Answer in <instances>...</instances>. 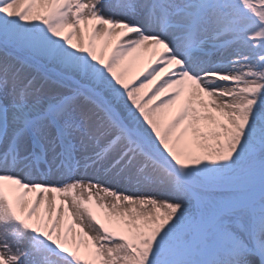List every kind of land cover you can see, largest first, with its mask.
<instances>
[{"label":"snow or ice","instance_id":"6c2138e0","mask_svg":"<svg viewBox=\"0 0 264 264\" xmlns=\"http://www.w3.org/2000/svg\"><path fill=\"white\" fill-rule=\"evenodd\" d=\"M0 264H264V0H0Z\"/></svg>","mask_w":264,"mask_h":264}]
</instances>
